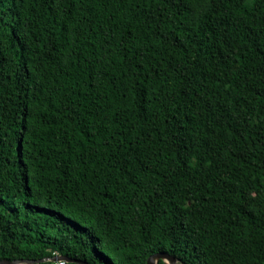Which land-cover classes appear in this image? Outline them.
I'll return each mask as SVG.
<instances>
[{"label": "trees", "instance_id": "obj_1", "mask_svg": "<svg viewBox=\"0 0 264 264\" xmlns=\"http://www.w3.org/2000/svg\"><path fill=\"white\" fill-rule=\"evenodd\" d=\"M158 252L264 264V0H0V258Z\"/></svg>", "mask_w": 264, "mask_h": 264}, {"label": "water", "instance_id": "obj_2", "mask_svg": "<svg viewBox=\"0 0 264 264\" xmlns=\"http://www.w3.org/2000/svg\"><path fill=\"white\" fill-rule=\"evenodd\" d=\"M62 259H68V258L65 255L45 257L43 259H38V260H32V259L10 260V259L0 258V264H34L37 262L58 261V260H62ZM159 261H162L164 264H177L176 257L170 255L167 252H158V253H154V254L150 255L146 260V264H157ZM76 262L80 263V264H88V263L82 262V261H76Z\"/></svg>", "mask_w": 264, "mask_h": 264}, {"label": "bare ground", "instance_id": "obj_3", "mask_svg": "<svg viewBox=\"0 0 264 264\" xmlns=\"http://www.w3.org/2000/svg\"><path fill=\"white\" fill-rule=\"evenodd\" d=\"M67 259H62V260H58V261H53V262H56L58 264H64L66 262ZM64 262V263H62Z\"/></svg>", "mask_w": 264, "mask_h": 264}, {"label": "built area", "instance_id": "obj_4", "mask_svg": "<svg viewBox=\"0 0 264 264\" xmlns=\"http://www.w3.org/2000/svg\"><path fill=\"white\" fill-rule=\"evenodd\" d=\"M62 263H64V262H62Z\"/></svg>", "mask_w": 264, "mask_h": 264}]
</instances>
